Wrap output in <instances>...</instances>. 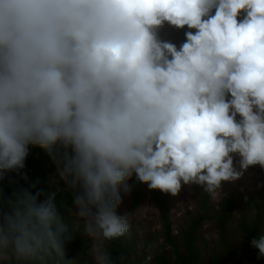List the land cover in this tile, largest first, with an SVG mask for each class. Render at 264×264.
<instances>
[{"label":"clouds","instance_id":"1","mask_svg":"<svg viewBox=\"0 0 264 264\" xmlns=\"http://www.w3.org/2000/svg\"><path fill=\"white\" fill-rule=\"evenodd\" d=\"M32 148L71 207L29 180ZM256 166L264 0H0V264H80L76 232L94 264H117L133 177L215 197ZM250 247L264 260V229Z\"/></svg>","mask_w":264,"mask_h":264},{"label":"trees","instance_id":"2","mask_svg":"<svg viewBox=\"0 0 264 264\" xmlns=\"http://www.w3.org/2000/svg\"><path fill=\"white\" fill-rule=\"evenodd\" d=\"M167 38L179 44L183 40V32L170 28H165ZM46 153L39 148H32L30 155L26 160L25 171L29 180L39 181L38 188L45 193L56 192V202L58 206L61 201L72 206L71 197L61 190H55L48 178L45 167ZM249 172L257 174L264 182V171L259 166L249 169ZM150 200L158 209V220L162 243L160 251L153 249L152 256H148L145 250L150 244V237L146 236L143 243V249L139 250L134 240V234L130 232L127 236L114 241L109 247L110 252L117 264L122 259L123 264H264V260L256 259V250L250 247V241L258 236L264 229V196L252 199L253 215L249 218L239 220L237 230L239 232V246L233 242L227 241V227L233 216V211L237 207L234 195H224L220 201L218 209L211 210L208 193H197L198 211L191 216L185 227L179 229L177 233L173 232L172 222L170 220L168 200L164 194L158 190H149ZM63 210V209H62ZM214 212V213H213ZM119 214V210H118ZM215 218L220 242L223 249V255L217 254L216 250L202 251L196 238V230L202 221ZM74 241L67 245V254L69 258L80 255V264H94L92 257L84 245L78 233H74Z\"/></svg>","mask_w":264,"mask_h":264},{"label":"rangeland","instance_id":"3","mask_svg":"<svg viewBox=\"0 0 264 264\" xmlns=\"http://www.w3.org/2000/svg\"><path fill=\"white\" fill-rule=\"evenodd\" d=\"M161 35H166L167 38V32L165 29L162 30ZM45 167L52 187L55 190L63 189V182L59 180L55 165L47 154L45 155ZM129 183L134 184L135 186L130 196H124L122 193L123 203L118 209L119 214L123 215L125 212H128L132 224L131 232L134 234V240L137 243L136 247L139 250L143 249L142 245L145 241V237H150V244L145 250L148 251V256H152L154 253L153 249L160 251L159 246L162 243L158 209L150 200L147 185L140 184L135 180V177H133ZM261 183L264 182H262L257 174L248 171L244 177L238 181L231 183L223 182L222 192L217 193L215 197L211 195L209 204L211 205V208H213L211 210H214V212L218 209L220 201L224 195H234L236 198L237 207L233 211L232 219L227 227V241L229 243L233 242L234 245L239 246L240 237L237 230L238 222L242 218H249L253 215V204L251 203V200L264 196V187H257V185ZM197 193H203L202 189L193 186L191 193L189 192V189L185 187L176 197L164 194L168 200L169 215L174 233H177L179 229L185 227L191 216L198 211ZM77 233L90 253L89 249L91 248V241L81 233ZM196 238L198 239L202 251L210 252L212 249L216 250L217 254L220 253L221 256L223 255V249L214 216L211 220L202 221L199 224L196 230Z\"/></svg>","mask_w":264,"mask_h":264}]
</instances>
